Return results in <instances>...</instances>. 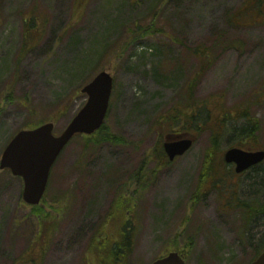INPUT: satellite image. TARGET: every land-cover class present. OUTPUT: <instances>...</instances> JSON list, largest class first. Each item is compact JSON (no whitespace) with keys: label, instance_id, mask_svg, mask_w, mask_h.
I'll use <instances>...</instances> for the list:
<instances>
[{"label":"rangeland","instance_id":"374dc122","mask_svg":"<svg viewBox=\"0 0 264 264\" xmlns=\"http://www.w3.org/2000/svg\"><path fill=\"white\" fill-rule=\"evenodd\" d=\"M248 2L0 0V161L10 140L31 122H53L60 135L86 103L76 89L101 71L115 80L106 126L125 139L121 146L88 150L81 138L74 139L52 169L41 216L24 202L23 180L0 171V264H83L114 191L156 144L157 119L200 73L190 53L194 48L209 49L215 60L201 76L196 98L223 94L228 107L252 103L262 125L259 150L264 149V102L257 97L264 86V15H245L235 25L232 20ZM35 7L46 13L47 24L39 42L26 44L23 18ZM151 23L165 33L133 37L138 26ZM207 140L205 133L158 172L138 204L134 264H151L174 251L175 244L186 250L189 237L194 247L186 264H249L252 259L241 218L221 213L214 192L190 204ZM46 233H51L47 240Z\"/></svg>","mask_w":264,"mask_h":264},{"label":"trees","instance_id":"16d2710c","mask_svg":"<svg viewBox=\"0 0 264 264\" xmlns=\"http://www.w3.org/2000/svg\"><path fill=\"white\" fill-rule=\"evenodd\" d=\"M27 14L29 15L23 18L25 43L33 44L42 38L47 16L38 7L30 9ZM245 15L255 19L264 15V0H249L241 10L233 14L232 20L235 22L233 24H240L247 17ZM158 33L165 31L151 23L146 27L138 26L132 35L134 38H140L155 36ZM190 53L198 60L200 73L198 72L188 82L185 95L172 109L157 119L155 128L159 131V138L156 144L140 167L130 175L128 182L120 184L114 191L107 217L98 224L88 242L83 264H134L133 254L139 229L136 218L137 206L143 201L156 174L172 164L163 148L165 138L192 136L198 139L205 133L208 134L207 145L190 204L195 206L207 193L214 192L221 213H237L241 218L244 239L254 253L249 264L264 251V162L253 167L247 174L239 176L223 159L224 146L228 149L237 147L246 151L259 150L261 122L252 114L250 102L228 107L224 104L223 94L213 95L206 100L196 98L195 91L200 78L215 60L207 48H194ZM93 77L83 83H89ZM81 87L76 89V95H80ZM11 97L10 93L8 98ZM257 97L258 102H264V86L259 89ZM42 124L44 122H31L21 130L34 129ZM76 138H81L82 145L87 150L91 145L121 146L125 143L124 138L108 129L106 122L94 135H77L74 139ZM150 163L155 167L147 168L146 165ZM40 206L29 207L33 213L41 216L43 212ZM43 218L49 219L47 216ZM51 233H46L45 240ZM188 239L185 244L186 250H181L177 244L173 249L183 254L185 258L194 247L193 238ZM40 242L41 235L34 243L40 245Z\"/></svg>","mask_w":264,"mask_h":264},{"label":"water","instance_id":"95a60500","mask_svg":"<svg viewBox=\"0 0 264 264\" xmlns=\"http://www.w3.org/2000/svg\"><path fill=\"white\" fill-rule=\"evenodd\" d=\"M114 90V77L107 71L98 73L86 84L81 93L87 100L75 114L65 130L54 134L55 124L45 123L32 130L18 132L5 148L0 170H10L24 182L23 200L30 206L40 205L57 159L76 135L91 136L99 131L108 115ZM194 145V138L182 136L166 138L164 151L170 162L184 156ZM227 164L235 165L237 174L244 173L264 162V150L245 151L231 148L224 154ZM152 264H186L178 252H170ZM251 264H264V252Z\"/></svg>","mask_w":264,"mask_h":264}]
</instances>
